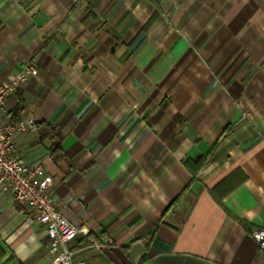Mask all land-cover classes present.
I'll return each instance as SVG.
<instances>
[{"label": "crops", "instance_id": "crops-1", "mask_svg": "<svg viewBox=\"0 0 264 264\" xmlns=\"http://www.w3.org/2000/svg\"><path fill=\"white\" fill-rule=\"evenodd\" d=\"M23 70L16 154L49 157L78 258L264 264V0H0V82ZM50 260L0 191V264Z\"/></svg>", "mask_w": 264, "mask_h": 264}, {"label": "built area", "instance_id": "built-area-1", "mask_svg": "<svg viewBox=\"0 0 264 264\" xmlns=\"http://www.w3.org/2000/svg\"><path fill=\"white\" fill-rule=\"evenodd\" d=\"M29 69L37 74L30 64ZM26 79L27 71L23 70L0 82V191L10 194L14 204L26 208L33 223L45 227L50 264H87L76 256L75 242L81 235V228L73 225L58 209L53 191L55 182L46 166L49 157L30 163L16 154V140L26 131V121H14L6 103L14 87ZM252 236L264 254V228L255 229ZM109 244H112L109 237H104L103 241L87 237V247L97 251Z\"/></svg>", "mask_w": 264, "mask_h": 264}, {"label": "trees", "instance_id": "trees-1", "mask_svg": "<svg viewBox=\"0 0 264 264\" xmlns=\"http://www.w3.org/2000/svg\"><path fill=\"white\" fill-rule=\"evenodd\" d=\"M18 111L21 110V107H19L17 109ZM10 115H11V118L14 120V121H18V119L16 118V113L14 112H10ZM38 125L41 127V136L42 137H45L47 134H50L52 133V129H50L47 125H45L43 122H39ZM51 150V153L54 155L55 154V149L54 147L51 145L50 148Z\"/></svg>", "mask_w": 264, "mask_h": 264}]
</instances>
